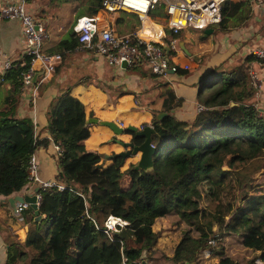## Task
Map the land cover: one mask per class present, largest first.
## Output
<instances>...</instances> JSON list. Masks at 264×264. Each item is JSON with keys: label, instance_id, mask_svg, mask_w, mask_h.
Listing matches in <instances>:
<instances>
[{"label": "trees", "instance_id": "trees-1", "mask_svg": "<svg viewBox=\"0 0 264 264\" xmlns=\"http://www.w3.org/2000/svg\"><path fill=\"white\" fill-rule=\"evenodd\" d=\"M103 1L47 3L78 2L83 7L76 17L79 19L97 15ZM252 16L250 0H229L219 27L235 29ZM79 46L72 27L50 53L63 55ZM257 62L262 63L249 54L233 69H213L199 92L205 108L193 121L171 113L177 102L174 91L167 90L164 111L168 114L154 119L152 140L160 150L153 156L151 170L137 169V163L126 165L130 157L124 160L120 156L105 168L101 156L88 152L85 145L91 132L85 105L72 96L71 90L49 106L51 138L36 135L33 119L18 113L23 74L29 70L31 59L15 62L3 76L11 88L0 108V196L10 198L28 186L32 155L51 142L61 150L56 180L66 189L42 193V220H34L29 234L37 256L28 259V252L14 242L15 253L8 263L17 264L24 256L26 264H155L161 258L151 252L159 238L153 227L158 219L175 214L190 229L183 234L173 257L166 258L168 264H192L205 252L220 256L219 264H242L225 257L223 247L210 245L211 240L219 242L225 234L239 235L245 248L259 252L249 264H264V193L254 184L264 158V108L262 112L249 103L256 96L250 70ZM179 73L189 71L180 69ZM133 142L139 145L143 140L134 137ZM203 187L214 206H202ZM109 217L125 222V226L107 234ZM215 226L219 234L214 232ZM191 229L199 236L194 237Z\"/></svg>", "mask_w": 264, "mask_h": 264}, {"label": "crops", "instance_id": "crops-1", "mask_svg": "<svg viewBox=\"0 0 264 264\" xmlns=\"http://www.w3.org/2000/svg\"><path fill=\"white\" fill-rule=\"evenodd\" d=\"M16 0H0V6ZM48 0H29L30 11L46 24L49 34L45 42L44 50L48 54L55 50L61 40L67 35L69 30L63 21L57 19L54 12L59 9L55 3H47ZM58 6V5H57ZM262 11L254 12L252 18L247 22L248 25L238 31H231V37L226 38L229 41L222 42L224 50L229 45L230 39H238L240 42L237 46H243V43L251 40L252 47H264V36L261 29H264V17ZM115 18V17H113ZM56 24L55 25H53ZM111 26L117 29L121 35L131 32L123 31L119 26L117 18L109 19ZM258 25V27H257ZM229 34V33H228ZM211 35V34H209ZM184 40L179 37L180 42ZM184 46L186 48L185 42ZM25 43L22 34V25L19 21H0V97L3 107L4 101L9 94L10 85L3 82V61L5 56L17 62L24 50ZM236 47H231V52H235ZM182 49V48H181ZM218 49V48H217ZM180 50V49H179ZM183 50V49H182ZM191 56V53L186 52ZM179 52V51H178ZM176 53L170 54V59ZM242 52H245L243 47ZM62 55V54H61ZM209 53L196 54L198 60L191 62L190 59L179 64L182 69L190 66L188 74H170L166 79L154 76L145 61L141 60L134 71L129 69L112 67L106 60L94 51L78 47L76 50L64 53L63 63L57 71L42 82L43 70L35 66V76L40 74L37 81L33 80V88L22 92L18 113L22 118L29 117L35 124L36 135L41 138H51L49 133L48 109L52 101L66 92L71 90L72 96L79 99L84 105L87 114L91 137L86 142L85 148L88 152L97 154L102 157L105 168L113 165L114 156L123 152L125 149L114 143L118 138L124 142L133 141L134 135L126 133L116 137L114 132L100 122H114L119 127L127 128L134 126L142 128L145 126L154 127V119L168 113L164 111V102L166 100L167 90L171 89L175 93L177 102L176 108L171 112L178 119L193 121L201 112L199 110L202 102L200 101L199 92L203 88L209 73L221 64L228 53L219 54V56H209ZM215 55V54H214ZM249 55V53L247 54ZM174 62V61H173ZM251 69L256 71L264 85V62L254 63ZM35 78V77H34ZM38 87L36 100H33L32 89ZM206 92V91H205ZM95 120L98 123H95ZM39 160V176L42 180H56L59 174L58 168V150L57 146L51 142L48 147H40L36 151ZM139 156H131L126 165L130 162L136 164ZM127 167V166H126ZM125 169V167L123 168ZM38 189L36 183L28 186L20 193L13 195L21 197H32ZM11 198V197H10ZM9 198L0 196V264H9L8 260L11 253H15L12 243L16 242L28 252V259L35 258L38 251L33 244L32 238L29 237L30 231L34 229L35 213H29L28 209L21 214L16 212L9 202ZM27 257L21 256L17 264H26Z\"/></svg>", "mask_w": 264, "mask_h": 264}, {"label": "built area", "instance_id": "built-area-1", "mask_svg": "<svg viewBox=\"0 0 264 264\" xmlns=\"http://www.w3.org/2000/svg\"><path fill=\"white\" fill-rule=\"evenodd\" d=\"M229 0H104L100 12L95 16H84L77 20L74 32L77 33L80 48L94 51L102 56L112 67L132 68L141 60L145 61L151 73L166 79L170 74H178L182 67L170 59L171 53L179 51V35L190 27L211 29L223 20V12ZM254 12L264 10V0H250ZM125 12L133 14L139 21L134 32L121 35L109 23L113 14ZM156 14V18L154 17ZM0 21H19L25 47L19 61L25 57L31 59L29 70L23 74L22 91L33 88L35 66L43 70L42 82L47 81L63 63L61 54H48L44 50L49 38L46 24L35 13L30 11L29 0H16L0 6ZM221 34L228 35L229 30L219 27ZM250 54L264 62V47H256ZM1 60V58H0ZM14 61L5 56L3 74L10 70ZM189 70L190 66L183 67ZM251 81L256 89L264 87L256 71L250 70ZM38 87L32 89L33 100H36ZM205 107L200 106L202 111ZM123 128V126L121 127ZM58 154L61 150L57 146ZM36 183L39 192L35 191L37 205L40 207L43 191L57 188L64 191L66 187L57 180L45 181L39 176V160L36 152L32 155L29 169V184ZM82 196V194H80ZM30 208L27 203H18L16 212L21 214ZM123 225L115 224L114 217L105 223L107 234L118 232ZM210 245L216 247L213 239ZM140 264H151L142 261Z\"/></svg>", "mask_w": 264, "mask_h": 264}, {"label": "rangeland", "instance_id": "rangeland-1", "mask_svg": "<svg viewBox=\"0 0 264 264\" xmlns=\"http://www.w3.org/2000/svg\"><path fill=\"white\" fill-rule=\"evenodd\" d=\"M54 7V9H56V7H59V9L54 12L55 14H57V19H59V21H63L64 24L69 23L70 26L72 25L73 28L78 20L76 19L77 15L83 11V7L78 2L61 4L58 3V6L57 4H55ZM113 17L117 18V20L119 21V26L123 28V31L126 30L127 33L134 32L139 26V21L137 17L133 14L118 12L116 14H113ZM262 17H264V12H262ZM53 25L56 26V24L54 23ZM247 25L248 23H245L241 27L244 28ZM65 26L67 28H70L68 24H65ZM241 27H238L235 30L231 31L241 30ZM211 29L214 30L211 35H206V30L202 28L190 27L185 30H182L181 36L185 42L186 51H189V53H191V56H189L181 48H179V52L172 56V61L176 63H182L183 61L190 59L191 62H195L198 60L196 54L209 53L210 51L209 56L212 57L216 55L219 56V54L225 52L229 54L228 57H224L221 64L217 66L221 70H230L243 64L247 54H250L252 52L250 51V48L252 47L251 40L246 43H243V46L236 47V43L240 41L238 39H230L231 41L229 42V45H226V49L224 50L223 48L225 47L223 46V48L219 50L223 41H229V39L227 40L226 38H230L232 32L229 31L228 35L221 34L219 32L220 30L218 26H213L211 27ZM260 31L264 36V29H261ZM232 46L236 47L235 52H231V50L233 49H231ZM243 47L245 48V52H242ZM254 89L256 90V96L253 100H250L249 103L254 105L256 108H260L263 112L262 108H264V87H262V89ZM207 91H209V89ZM1 103L2 99L0 97V104ZM260 165L262 166V169L256 174L254 184L258 191H262L264 193V158L261 159ZM222 195L224 198H226L227 196L226 192H224ZM217 199L215 200L216 202H218ZM212 200V197H209L208 189L206 187H203L202 206L204 208H208L209 205L214 206L215 204L212 202ZM123 224L124 222L119 223V225ZM153 228L154 231L157 232L159 238L155 247L151 251L153 253L152 255H157V258H163V264H168V260L166 258L173 257L175 249L178 243L180 242L183 234L189 231L190 227L184 222H182L177 215L170 214L165 218L158 219ZM191 231L194 237L199 236L198 233L194 230L191 229ZM214 232L216 234H219L218 226L214 227ZM217 245L224 248L225 257H230L231 259L239 261L242 264H249L251 261L256 260L259 256V252H254L245 248L242 244V238L236 234H225L223 236L221 235V240L217 242ZM161 259L155 262V264H160ZM220 259V256L212 255L205 252L199 256L198 260L195 263L192 264H219ZM257 264L260 263L258 262Z\"/></svg>", "mask_w": 264, "mask_h": 264}, {"label": "water", "instance_id": "water-1", "mask_svg": "<svg viewBox=\"0 0 264 264\" xmlns=\"http://www.w3.org/2000/svg\"><path fill=\"white\" fill-rule=\"evenodd\" d=\"M214 32L213 29H207L205 31L206 35L212 34ZM180 46L183 50L186 51L184 46V42H180ZM187 52V51H186ZM122 68H127V63L124 62L122 64ZM40 74H36L34 78V82L37 81ZM164 115H160L158 117L159 120L163 118ZM88 124H91L90 121H87ZM95 123H98L95 120ZM102 126L110 128L116 137L121 136L126 133H132L135 138L142 139L143 142L139 145L135 144L133 141L124 142L119 140L118 138L114 139V143L121 145L125 150L120 152L119 154H115L114 156H108L110 158H114L117 156L122 157L124 160L131 156H139V160L137 162V169L151 170L154 167V159L153 156L157 154L160 150L159 147L154 146L152 137L155 133V129L153 126H145L142 128L128 126L127 128H121L114 122H100ZM39 192V189L36 190ZM8 202L15 208L18 203H27L34 210L35 213V221L40 222L42 220V216H40L39 207L37 205V197L33 195L32 197H21L14 196L8 199Z\"/></svg>", "mask_w": 264, "mask_h": 264}, {"label": "bare ground", "instance_id": "bare-ground-1", "mask_svg": "<svg viewBox=\"0 0 264 264\" xmlns=\"http://www.w3.org/2000/svg\"><path fill=\"white\" fill-rule=\"evenodd\" d=\"M120 222H122V221L119 220V219H115V218H114V223H115V224H119Z\"/></svg>", "mask_w": 264, "mask_h": 264}]
</instances>
